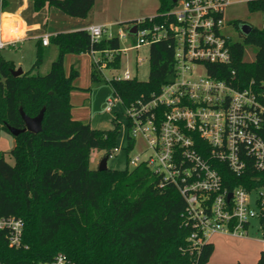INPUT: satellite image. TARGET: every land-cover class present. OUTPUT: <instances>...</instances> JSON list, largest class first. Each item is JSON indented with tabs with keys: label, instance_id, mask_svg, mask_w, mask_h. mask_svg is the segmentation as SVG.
Wrapping results in <instances>:
<instances>
[{
	"label": "trees",
	"instance_id": "trees-1",
	"mask_svg": "<svg viewBox=\"0 0 264 264\" xmlns=\"http://www.w3.org/2000/svg\"><path fill=\"white\" fill-rule=\"evenodd\" d=\"M27 1L36 14L57 8L72 17L87 18L96 0ZM248 3L252 10L263 7L259 0ZM174 5L173 0H160L159 11L145 17V24L162 23V14ZM10 16L5 15L8 20ZM14 24L11 29L17 27ZM49 41L58 46L59 53L45 74L30 70L14 75V60L0 56V130L11 133L8 125L25 127L21 107L30 116L46 107L41 131L13 135L15 146L9 153L14 164L0 152V215H16L24 221V246H9L6 233L0 231V261L36 264L64 253L75 264H209L213 242L203 244L200 253L188 249L192 227L186 224V201L174 185L162 184L161 176L145 163L103 171L91 166L92 150H104L109 158L119 128L115 124L95 129L73 118L70 93L78 72L72 69L65 75L64 57L67 52L119 50L120 38L103 36L93 41L87 28H81L53 33ZM38 43L41 56L45 46L41 39ZM248 45L257 49L253 61L245 60ZM150 47L147 81L111 80L125 106L148 100L175 75L174 39ZM233 52V61L222 67L219 76L236 69L240 87L254 79L259 88L264 82V31L254 26L244 41L233 44ZM108 63L110 69H118L121 52H115ZM99 75L93 62L92 79ZM234 179L235 184H244L242 178ZM256 264H264L263 251Z\"/></svg>",
	"mask_w": 264,
	"mask_h": 264
},
{
	"label": "built area",
	"instance_id": "built-area-1",
	"mask_svg": "<svg viewBox=\"0 0 264 264\" xmlns=\"http://www.w3.org/2000/svg\"><path fill=\"white\" fill-rule=\"evenodd\" d=\"M232 1L178 0L162 14V23L147 25L145 17L136 18L120 26L117 35H108L118 36L120 41L135 37L134 45L91 51L96 68L102 72V68H110L108 60L115 52L174 39L175 75L160 92L148 100L138 99L126 106V111L133 136L139 134L145 141L144 152L130 158L132 166L145 163L161 176L162 184L174 185L186 201V224L192 227L190 253H200L202 245L218 233L247 238L254 219L263 231L260 241L264 247V222L260 221L264 218V82L257 88L252 79L248 86L240 87L236 69L219 76L222 67L233 61V44L238 42L226 30L225 9ZM259 1L263 7L257 9L262 16L258 28L264 31V0ZM13 19L0 24V51L23 37L18 33L23 24L18 17V21ZM12 23H16L15 29H11ZM110 25L86 28L92 40L99 41ZM133 25L137 30L130 33ZM50 35L41 37L42 44H50ZM133 78L126 69L111 80ZM116 99L110 97L108 111ZM234 178H242L244 184H235ZM0 231L6 233L9 246H24L21 217L0 215ZM36 264L75 263L58 253Z\"/></svg>",
	"mask_w": 264,
	"mask_h": 264
},
{
	"label": "rangeland",
	"instance_id": "rangeland-1",
	"mask_svg": "<svg viewBox=\"0 0 264 264\" xmlns=\"http://www.w3.org/2000/svg\"><path fill=\"white\" fill-rule=\"evenodd\" d=\"M0 0V19L2 12L6 14L19 13L26 19L31 16L38 20H47L46 29H66L77 25L82 18L72 17L54 8L49 15L41 11L36 16L32 15L33 10L27 0ZM25 5H27L25 7ZM23 10H19L20 7ZM160 0H96V3L88 15L87 22L107 23L110 25L104 36L110 33L118 34L121 22L153 16L159 11ZM46 10V9H45ZM48 17V18H47ZM47 18V19H45ZM226 30L236 39L239 38L235 21H247L255 27L262 23L261 13L252 10L247 0H233L225 9ZM21 31H24L22 27ZM24 33V32H23ZM38 37L31 36L17 44V48H4L1 55L9 60H14L17 68L24 71L32 70L34 73H47L52 61L58 56L59 49L54 43L45 47L40 56ZM136 38H122L121 48L132 46ZM150 46L142 45L139 48H129L127 52H121V64L118 69L102 68L99 77L92 79V64L94 55L92 52L72 53L67 52L64 57V73L69 76L72 69L78 74L73 78L74 87L70 93L72 103V116L74 119L89 123L95 129H110L118 125L116 147L111 151L108 158V167L111 169L132 168L130 158L144 152L145 141L141 135L133 136L132 128L129 125V117L123 101L115 94L112 86L114 75L122 74L126 69L131 71L132 76L140 81H147L150 71ZM245 59L253 61L256 58L257 49L255 46H246ZM41 57V59H40ZM40 59V60H39ZM115 97L116 104L111 111L107 110L108 100ZM135 138L133 147L130 148L131 138ZM15 146L13 135L5 130H0V152L5 154L6 159L15 163L10 155V150ZM105 151L101 149L92 150L91 166L98 168ZM263 231L260 228L259 220H252L247 238H238L231 235L215 234L211 238L214 244V251L209 264H256L264 249L262 241Z\"/></svg>",
	"mask_w": 264,
	"mask_h": 264
},
{
	"label": "crops",
	"instance_id": "crops-1",
	"mask_svg": "<svg viewBox=\"0 0 264 264\" xmlns=\"http://www.w3.org/2000/svg\"><path fill=\"white\" fill-rule=\"evenodd\" d=\"M28 2V1H27ZM95 3H96V1H95ZM95 5V4H94ZM27 5H25V7H26ZM23 6L22 7H20V9L19 10H23ZM54 10V8H47L46 10H44V11H46L45 12V15H49V13L51 12V11H53ZM34 14V15H33ZM5 15H6V13H4V12H2V15H1V19H0V24H2L3 23V21H5L7 18L5 17ZM8 15H11L10 17H18L19 18V21L23 24V28H24V33L22 32V35H23V37H22V39L20 40V41H18L17 43H16V45H14V46H7L8 48H17V44L19 43V42H21V41H24L26 38H28V37H31V36H35V37H38V39L40 40L41 39V37L45 34V33H49V34H53V33H56V32H58V31H66V30H74V29H81V28H86L87 26H89V25H91V24H107L106 22L105 23H94V22H90V23H88L86 20H87V18H82V20L77 24V25H74V26H72V27H68V28H66V29H59V28H53L52 30H47L46 29V27H47V24H49L47 21H48V17L47 18H45V19H47V20H44V21H42V20H38V19H35V18H33L32 16H31V20H28V19H26L25 18V16L24 15H21V14H19V13H15V14H8ZM32 15L33 16H36L37 14L36 13H34V12H32ZM45 47H48L49 45H44ZM6 47V48H7ZM4 49V48H3ZM0 56H2L1 55V51H0Z\"/></svg>",
	"mask_w": 264,
	"mask_h": 264
},
{
	"label": "water",
	"instance_id": "water-1",
	"mask_svg": "<svg viewBox=\"0 0 264 264\" xmlns=\"http://www.w3.org/2000/svg\"><path fill=\"white\" fill-rule=\"evenodd\" d=\"M178 0H173L174 3H176ZM240 29L241 31L248 35L252 29H253V25L250 24L249 22H242L241 26H240ZM137 30V27L136 25H133L131 28H129V32L130 33H135ZM13 74L14 75H20L24 72V70L19 67V68H16V69H13L12 70ZM45 110H46V107L44 106L39 114H37L36 116H30L28 115V113L25 112L24 108L21 107L20 108V113L22 115V118L24 119V122H25V127L24 128H17V127H14V126H10L8 125V129H10L9 131L11 132L12 135H18L19 133L23 132V131H31V132H39L42 130V127H43V119H44V115L46 114L45 113ZM108 156H104L98 166V169L100 171H103V170H106L108 169ZM231 196V194H230Z\"/></svg>",
	"mask_w": 264,
	"mask_h": 264
},
{
	"label": "flooded vegetation",
	"instance_id": "flooded-vegetation-1",
	"mask_svg": "<svg viewBox=\"0 0 264 264\" xmlns=\"http://www.w3.org/2000/svg\"><path fill=\"white\" fill-rule=\"evenodd\" d=\"M242 22H247V21H239L238 24H237V26H236V28H237V32H239V33H238L239 38H236V40H237L238 42H242V41H244V38H245V36H246V34H244V33L241 31V29H240V26H241Z\"/></svg>",
	"mask_w": 264,
	"mask_h": 264
}]
</instances>
